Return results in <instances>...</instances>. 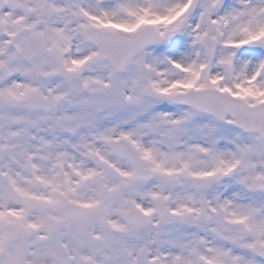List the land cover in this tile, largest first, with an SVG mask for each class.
<instances>
[{"label": "snow or ice", "instance_id": "6c2138e0", "mask_svg": "<svg viewBox=\"0 0 264 264\" xmlns=\"http://www.w3.org/2000/svg\"><path fill=\"white\" fill-rule=\"evenodd\" d=\"M0 264H264V0H0Z\"/></svg>", "mask_w": 264, "mask_h": 264}]
</instances>
